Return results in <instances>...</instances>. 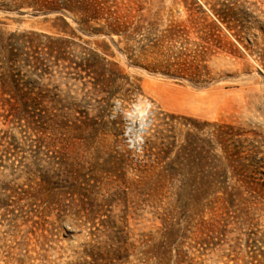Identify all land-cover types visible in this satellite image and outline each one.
Wrapping results in <instances>:
<instances>
[{"label":"rangeland","instance_id":"obj_1","mask_svg":"<svg viewBox=\"0 0 264 264\" xmlns=\"http://www.w3.org/2000/svg\"><path fill=\"white\" fill-rule=\"evenodd\" d=\"M0 38L45 94L0 99V264H264V0H0ZM189 149L224 187L151 184Z\"/></svg>","mask_w":264,"mask_h":264},{"label":"trees","instance_id":"obj_2","mask_svg":"<svg viewBox=\"0 0 264 264\" xmlns=\"http://www.w3.org/2000/svg\"><path fill=\"white\" fill-rule=\"evenodd\" d=\"M31 7H33L31 5ZM42 8V7H41ZM42 11L43 9H38ZM56 10V9H52ZM25 33L19 34L18 36H23ZM27 35L30 37H46L41 33H36L34 31L27 32ZM15 33H10L8 37H15ZM14 39V38H11ZM11 40V45H8L6 62L8 64H13L18 61L21 55L18 52V49L14 47V44ZM55 42L62 43L60 39L54 40ZM13 43V44H12ZM2 44L0 38V46ZM18 44V43H16ZM28 46L32 49V52L26 54L25 62L30 59L32 62L31 72L37 76H42L46 73V69L42 67V60L39 59L38 55L41 49L38 47H32L34 44L32 40L28 41ZM1 49H5L1 47ZM52 49L48 47L46 49V55H50ZM7 96L8 98H5ZM45 97V94L42 92L37 85H34L32 81L23 82L20 79L19 74H15L11 69L3 70L0 73V99L1 102L8 104L10 107H15L20 105L25 107L32 102H37L39 99ZM186 149V146L183 148ZM184 166H191L194 161L201 166V170L197 172H184L182 174H176L173 172H159L155 175L154 179L151 181L154 187H166L167 184L171 183L175 178H180L179 187H224V180L226 179L225 173L223 171H217L214 167L209 169H203L208 166L207 157L201 156L200 154L193 155L189 149V152H186ZM228 160L227 157H225Z\"/></svg>","mask_w":264,"mask_h":264}]
</instances>
